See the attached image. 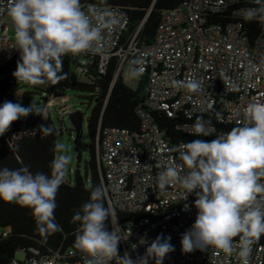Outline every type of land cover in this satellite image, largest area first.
<instances>
[{"label":"built area","instance_id":"1","mask_svg":"<svg viewBox=\"0 0 264 264\" xmlns=\"http://www.w3.org/2000/svg\"><path fill=\"white\" fill-rule=\"evenodd\" d=\"M8 2L0 0V10L6 9ZM89 5L114 12L121 23L104 33L103 53L69 54L78 74L87 75L96 67L106 75L115 60V79L126 67L147 78L145 107L137 109L139 131L107 128L97 140L106 199L115 210L112 229L125 237L119 243L120 255L128 252L136 259L157 236H170L175 250L163 264H240L239 240H234L231 255L211 247L191 253L182 250V234L191 228L197 215L195 193L185 199L186 191L178 182L161 192L156 178L170 163H181L172 148L185 142L167 139L153 113L175 121L176 133L197 137L193 135V124L198 116L211 119L215 135L241 126L247 120L249 103H264V36L252 41L244 32L245 22L250 21L247 10L257 6L255 0H183L180 7L162 13L155 41L148 46L140 38L144 23L127 35L130 18L124 8L88 4L84 10ZM225 13H230L233 20H214ZM13 42L6 13L0 12V67L19 53L11 49ZM193 78L202 82L200 93L174 85ZM44 109L46 118L42 119L48 121L52 110L49 100ZM199 138L211 140L214 136ZM117 212L135 218L122 227ZM141 239L148 243L141 244ZM30 252V258H15L9 264H83L80 251L51 256H40L34 249ZM250 264H264V236L252 246Z\"/></svg>","mask_w":264,"mask_h":264},{"label":"clouds","instance_id":"2","mask_svg":"<svg viewBox=\"0 0 264 264\" xmlns=\"http://www.w3.org/2000/svg\"><path fill=\"white\" fill-rule=\"evenodd\" d=\"M100 3L106 4V0ZM255 3L256 7L247 10V18L264 24V0ZM0 12L6 13L12 29L11 49L20 54L13 76L18 83L33 87L67 79L63 58L69 54L103 53L104 33L121 23V18L110 10L91 5L84 10L81 0H9ZM174 85L194 94L202 91V82L195 78ZM23 93L17 90L16 94ZM44 112L34 101L28 107L5 101L0 106V136L21 118L40 115L45 119ZM246 113L247 120L241 126L215 135L211 119L198 116L193 135L214 138H197L174 146L172 151L178 153L181 163H170L157 175L161 192L178 182L186 191L185 199L195 193V222L181 239L185 253L211 247L231 255L234 238L239 236L240 264H250L252 246L264 236V103H249ZM216 117L219 119L220 114ZM38 127L44 136L55 133L54 126L42 123ZM56 150L61 154L51 161L50 175L33 173L28 166L0 168V200L30 209L36 231L45 243L63 231L55 218L56 197L72 160L63 151V144L57 143ZM86 187L90 199L72 218L80 225L74 247L82 253L83 264H150L152 260L163 264L175 250L170 236H157L142 256L133 259L128 252L120 255L119 243L125 237L107 226L115 210L105 206L106 188L102 183ZM188 207L185 204V210ZM145 243L141 239V244Z\"/></svg>","mask_w":264,"mask_h":264},{"label":"trees","instance_id":"3","mask_svg":"<svg viewBox=\"0 0 264 264\" xmlns=\"http://www.w3.org/2000/svg\"><path fill=\"white\" fill-rule=\"evenodd\" d=\"M182 2L183 0H106V5L126 10L130 18L127 35L135 32L144 23L140 38L142 44L148 46L155 41L162 13L180 7ZM81 3L83 7L88 4H101L100 0H81ZM214 20L225 23L233 19L230 13H225L218 15ZM244 32L253 41L259 35L264 36V24L256 20L246 21ZM19 59L18 53L0 67V106L5 101H12L21 102L23 106L28 107L31 103L27 95L41 97L46 105L49 97L58 95V92L74 91L89 94V102L93 104L92 113L87 119L91 141L90 159L86 163L85 175L77 170L74 181L66 177L65 183L61 185L56 197L55 218L63 231L50 236L46 243L42 242V237L36 231L30 209L0 200V264H9L17 258L18 252H23L24 258H30L32 249L38 251L40 256H51L56 252L65 253L71 250L79 251L74 247V241L80 225L79 222L73 223V215L90 199V191L86 186L103 184L102 167L97 153L99 133L107 128H124L138 132L140 119L137 109L140 106L145 107L147 100V78L142 77L137 87L131 88L121 75L115 79L117 69L115 60L112 61L106 75L100 74L96 67L87 75H79L74 60L67 55L63 58L67 79L55 85L33 87L23 82L18 83L13 76ZM17 90L24 91L20 99L16 96ZM36 104L42 107L40 103ZM153 118L172 143L179 141L186 143L199 138L176 133L175 121L165 115L153 113ZM42 123L54 126L51 119L44 121L40 115H29L14 122L9 131L0 136V168L16 169L28 166L33 173L43 172L50 175L51 161L57 157L54 146L58 143L59 131L54 126L55 133L44 136L38 127ZM77 145H81L79 140ZM105 206H109L106 198ZM116 216L122 227L135 218L121 212H117ZM106 223L111 230L112 216ZM234 240H239V236Z\"/></svg>","mask_w":264,"mask_h":264},{"label":"rangeland","instance_id":"4","mask_svg":"<svg viewBox=\"0 0 264 264\" xmlns=\"http://www.w3.org/2000/svg\"><path fill=\"white\" fill-rule=\"evenodd\" d=\"M7 21L9 22L8 18ZM10 36H12V29L10 27ZM125 83L131 88H136L142 79V76L135 74L130 67H126L122 74ZM24 95V93H23ZM22 96H16L20 99ZM89 94L78 93L74 91L58 92V95L49 97V104L52 106L51 110V121L59 131L58 143L64 145V152L71 156V164L67 178L70 181H74L75 173L80 170L82 175L86 174V163L90 159V145L91 141L89 138L87 119L90 117L93 104H90L88 99ZM30 99V103H40L42 107H45V101L35 95H27ZM26 105V104H25ZM75 112H80L84 115L83 133L82 136L78 137L74 130L70 115ZM80 141L81 145H77V141ZM61 154L60 150H57V157ZM82 155V163L80 168L77 167V158ZM17 258L20 260L24 259L23 252L17 253Z\"/></svg>","mask_w":264,"mask_h":264},{"label":"water","instance_id":"5","mask_svg":"<svg viewBox=\"0 0 264 264\" xmlns=\"http://www.w3.org/2000/svg\"><path fill=\"white\" fill-rule=\"evenodd\" d=\"M73 127L78 137L83 133L84 115L80 112H75L70 115ZM82 163V155L77 158V167L80 168Z\"/></svg>","mask_w":264,"mask_h":264}]
</instances>
